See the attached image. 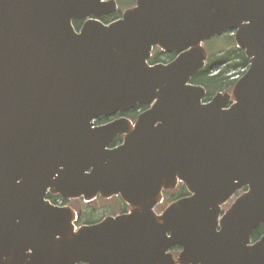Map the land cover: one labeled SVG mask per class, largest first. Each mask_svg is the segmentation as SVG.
<instances>
[{
  "label": "water",
  "instance_id": "obj_1",
  "mask_svg": "<svg viewBox=\"0 0 264 264\" xmlns=\"http://www.w3.org/2000/svg\"><path fill=\"white\" fill-rule=\"evenodd\" d=\"M116 12L115 0H0V264H264V236L252 242L264 225V0H138L99 21ZM231 31L249 70L204 103L191 84L203 44ZM155 48L177 57L150 65ZM140 106L135 124L94 128ZM179 183L190 195L158 215ZM49 194L130 208L76 231V212Z\"/></svg>",
  "mask_w": 264,
  "mask_h": 264
},
{
  "label": "trees",
  "instance_id": "obj_2",
  "mask_svg": "<svg viewBox=\"0 0 264 264\" xmlns=\"http://www.w3.org/2000/svg\"><path fill=\"white\" fill-rule=\"evenodd\" d=\"M120 16L121 14L119 13L116 16L103 18L102 21L108 24L114 21L115 19L119 18ZM80 26V22H75V27L77 29ZM214 41H226L227 46L218 47L217 50H215L210 48L212 44L209 45V60L206 68L192 79V84L203 86L207 90L208 98L218 92H230L236 82V80H233V77L238 74H243V71H246L249 68L250 64L249 60L245 56L244 51H241L237 48L234 41V37L230 34L224 35L222 38L215 39ZM175 57V54L167 55L157 49L154 52L152 63H168L172 61ZM139 110L143 111L146 110V108H139L126 116L131 119H136ZM109 121V119L101 118L97 121V124L102 125ZM121 142L122 138L120 137L114 142V146L119 145ZM185 196H188V193L183 187L176 191L166 192L165 200L167 203H172L173 201ZM49 199L56 203V200L58 198L49 196ZM64 203L69 204V202L67 201H65ZM97 204H100L99 207L95 206ZM109 204H111V206H113L112 208L115 209L113 212L109 208ZM77 210L82 214L80 222L81 224H95L101 221L107 215H112L113 213H126L128 211V207L121 201V199L115 198L108 201L98 200L91 204H83L81 207H78ZM263 235L264 226H261L258 230L253 233L252 239L253 241H257ZM177 252L178 249L174 251V253Z\"/></svg>",
  "mask_w": 264,
  "mask_h": 264
},
{
  "label": "rangeland",
  "instance_id": "obj_3",
  "mask_svg": "<svg viewBox=\"0 0 264 264\" xmlns=\"http://www.w3.org/2000/svg\"><path fill=\"white\" fill-rule=\"evenodd\" d=\"M121 1H122L121 2L122 6L124 8V9L122 8L123 11L128 9L129 7L133 6L135 4V2H136V0H121ZM230 35L233 36L232 34H230ZM209 45H211L210 48L217 50L218 47H226L227 46V42L226 41L225 42L224 41H220V42H218V41H210L205 46L207 47ZM73 204L77 205L78 207L83 205V203L82 204L81 203H73ZM99 205L100 204H97L95 206L99 207ZM108 206H110L109 208L111 209L112 212L115 210V209L112 208L113 206H111V204H109ZM165 207H166V205H163L160 209H158V212L160 213ZM115 214H117V213H113V215H115Z\"/></svg>",
  "mask_w": 264,
  "mask_h": 264
}]
</instances>
